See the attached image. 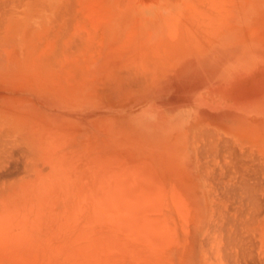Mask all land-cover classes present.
<instances>
[{
	"label": "bare ground",
	"instance_id": "obj_1",
	"mask_svg": "<svg viewBox=\"0 0 264 264\" xmlns=\"http://www.w3.org/2000/svg\"><path fill=\"white\" fill-rule=\"evenodd\" d=\"M35 2L95 11L98 41L87 52L74 26L52 42L58 31L43 11L3 25L0 264H264V112L244 110L249 127L212 115L230 107L233 79L253 85L243 71L264 61L207 59L198 75L225 90L177 89L194 74L183 67L197 48L264 55V0H168L167 13L164 0L24 7ZM38 45L46 47L36 55ZM176 91L195 98L185 121L154 132L127 118L161 110Z\"/></svg>",
	"mask_w": 264,
	"mask_h": 264
},
{
	"label": "rangeland",
	"instance_id": "obj_2",
	"mask_svg": "<svg viewBox=\"0 0 264 264\" xmlns=\"http://www.w3.org/2000/svg\"><path fill=\"white\" fill-rule=\"evenodd\" d=\"M129 1L130 0H118L120 5L127 4ZM139 1H148V0H139ZM0 2L2 4V5L0 4L1 5L0 9H2V11H0V12H2V13H0L1 14V16H0V26L2 25L0 27V30L2 31V32L0 31V52H3L1 50L5 49L7 47V46L5 47V43H4V38H5V28L3 26L4 23L7 22L8 20H11V22L13 24L24 25L25 23H24L23 15H24L25 10H29V12L32 13V14H37V13L43 11V17H44L43 19H45L44 20L45 24H47L50 27H52L51 30L53 32L55 30L58 31L57 36L51 39L52 42L58 41L59 39H61L60 37H63V36H66V37H63V39H65V40L67 39L68 40V38L72 37V35H73V34L71 35V30H74V32H75L74 34H76V31L74 29L75 28L74 26H76V30L80 29V32H78V30H77V34L76 35L78 36L79 35L78 33L81 34V32H82V35H84V37H86L85 40H83V42L87 43V44H85V48L87 46L86 51H87V49L89 50V52H94L96 50V49H94V47H93L94 50L92 49V47H91V51L89 49L90 46H92V44L95 45L96 42L98 41V38L92 37L94 35V32H93V30H91L92 29L91 26L93 24L92 18L95 15V11H93L94 13L92 12L93 16H91V14H89V12H87L86 10L79 9L78 7L74 6V4L72 5V7H73L72 8L70 5L67 4V2L65 4L59 5L58 7L52 9V11L47 9V7H45V6H42L39 2H35V3L31 4V5H29L28 8L24 7L25 3H26V0H20V1H18V0H15V1L14 0H8V2H7V0H0ZM198 2H200V0H198ZM7 3H9V4H7ZM5 4L7 5V7H5L6 6ZM18 6H19V8H18ZM66 6L67 7L70 6V7H68L69 9L66 10V8H67ZM192 6L194 8H197L198 6L200 7V5H198V3H195V2L192 4ZM162 8H163L162 12L167 13L169 11L168 8H171V7H168V0H164ZM4 10L7 11V12H4ZM69 10H70L71 13L70 12L68 13ZM175 11L176 10L173 8V12L172 13L176 14ZM72 12H73V15H72ZM77 12H79V14H77ZM69 14H71L72 16H71V18L69 20H67L69 18V16H70ZM57 15L59 16L58 18L56 17ZM78 15H80V16H78ZM7 18H8V20H7ZM73 18H74L75 22H74V20L71 21V19H73ZM77 18H78V20H77ZM82 18H85V20L82 19ZM186 19H187V16H186ZM186 19H184V20H186ZM188 19H190V18H188ZM188 19L186 21H184V22H189ZM1 21H2V24H1ZM83 21L85 23H83V25H82L81 23ZM69 22H72V23H69ZM67 24H69L68 25L69 29H68V27H66ZM71 24H73L72 27L70 26ZM84 24H86V25L84 26ZM54 26H55V28H54ZM64 28L66 30H64ZM214 30H212L210 28V33L214 32ZM66 31H67L68 35H67ZM89 31H91V32H89ZM62 32L65 35H63ZM237 34H238V32H237ZM77 36H75V37H77ZM75 37H73V38H75ZM95 37H97V36L95 35ZM63 39H61V40H63ZM81 39H83V38H81ZM94 40H96L95 43L92 42ZM88 45H90V46H88ZM230 46L231 45H228V46H225L224 48H221L220 46H218L217 48L215 47V51H216V49H218L219 51H218V53H215L213 55L210 54L211 50L208 53H206L205 55H203L201 52L200 53L196 52L198 49H200V48H197L195 50V52H193V56L190 59L191 61H189L187 63V65H185V63H186L185 62L184 63L185 66L183 67V68L190 67V68H185V70H187V69H191L192 70L193 69L192 73H194V74H190L188 76V78L186 80H184V81L183 80L178 81L177 84H180V85H178L177 89L178 88H182V87L186 88V87H189L190 85L194 84V85H197L194 88H198V91L202 90L205 87L212 86V85H213V88H215V89L221 87V89L225 90V88L222 87L223 83L216 82V78L210 77L209 79L202 80L203 79L202 76L198 75L199 72H202V70L200 68H198V67H200L201 65L206 64L207 63V61H206L207 59H213V60L215 59L216 60V58H220V57H223L225 59L226 58L232 59L234 56L243 55L244 56V60H245L244 63H247L248 65L254 63L255 59H259V63L258 64H262V62L264 61L263 60L264 55L262 53H260V52L258 53L257 51H252L253 54H251V53L245 52V51H248V49L246 50L242 46L240 47L239 45H237V46H233L231 48H230ZM44 47H46V46L40 45V47H39V45H38L37 46L38 50L36 51V55L40 54L45 49ZM210 47H213V46H210ZM54 50H56V49H54ZM54 50H52L50 48V50H49L50 53L49 54L53 55V52H55ZM240 51H243V54H239ZM56 53L57 52H55V55H56ZM187 59H189V58L187 57L186 60ZM219 63L220 64L217 65V66L222 65V62H219ZM217 66L214 67V71L215 72H217L219 74L223 73L224 71L226 72V70L223 67L217 68ZM254 66L252 68H250V69H244V71H243L244 75H242V77H241L247 83L249 81H251L253 83V85L247 86L248 87V89H247V87L244 86V83L242 84L238 79L234 78L233 81H232V84H233V86H232L233 88L232 89H234V91L232 93H229V96L232 97V101H230V103H231L230 107L229 108L226 107V109L223 112L219 111V112H217L215 114L212 113V115L214 117L218 118V119H221V118L224 117L225 120H226V123H228L229 126H234L235 124L238 125L239 123H243L244 127H249L248 126L249 119L244 117L245 111L248 110L247 112H251V113L252 112H260V113L264 112V65L263 66L257 65L255 67ZM252 74H256L258 79L255 80V79H252L250 77H246V76L252 75ZM210 82H211V84H210ZM212 83H214V84H212ZM255 85H257V86H255ZM190 87H192V86H190ZM227 87H229V84H228ZM238 87H240V88H238ZM236 89H238V90H236ZM189 97L190 96H188V95H186V94H184V93H182L180 91H176V94L171 95L169 97H164L161 100L162 107H163L161 110L157 111V109H156V112H149L148 114H144V115H143V113L141 111H138V112H135V114L131 113V115L127 116V118L129 119L132 116V114H133L134 115V116H132L133 120H143L144 121L143 125L147 126L150 130H152L154 132L159 130V129L162 130L160 128L161 125H163L164 127H168L170 125L173 126V124L185 121L186 119H188L190 117V113H189L190 109L196 108V107H195V104L193 102L195 100V98L187 99ZM237 98H239V99H237ZM244 98H245V101H244ZM249 99H251V100H249ZM249 101H250V103H249ZM260 104H262V106H259ZM249 105H252V106H250L251 108L249 107ZM174 127H178V126L174 125ZM179 128L180 127H178V129ZM257 130H259V131L260 130L261 131L264 130V123L261 124V126ZM244 145L245 146H250V150L249 151L254 152V151L257 150V143H255L254 141L248 142L247 140H244ZM188 147H190V144H189ZM188 147H186V148H188ZM262 171H264V169H262Z\"/></svg>",
	"mask_w": 264,
	"mask_h": 264
}]
</instances>
